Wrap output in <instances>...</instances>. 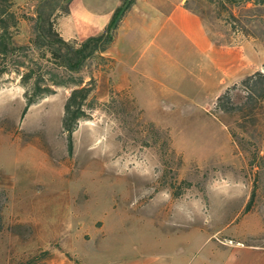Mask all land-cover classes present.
Returning a JSON list of instances; mask_svg holds the SVG:
<instances>
[{"label":"rangeland","instance_id":"rangeland-1","mask_svg":"<svg viewBox=\"0 0 264 264\" xmlns=\"http://www.w3.org/2000/svg\"><path fill=\"white\" fill-rule=\"evenodd\" d=\"M33 5L13 1L21 14ZM191 6L240 54L233 71L202 82L175 64L119 91L96 57L72 151L62 129L71 88L24 113L20 78L0 80V264H264V100L241 85L264 75V4ZM31 28L21 23L18 43Z\"/></svg>","mask_w":264,"mask_h":264},{"label":"crops","instance_id":"crops-1","mask_svg":"<svg viewBox=\"0 0 264 264\" xmlns=\"http://www.w3.org/2000/svg\"><path fill=\"white\" fill-rule=\"evenodd\" d=\"M122 1L70 0L68 13L58 16L57 30L64 40L78 44L98 37L105 33ZM188 1H133L114 41L101 53L103 61L110 62L108 75L118 84L119 91L127 82L165 74L169 72L168 66L175 64L187 66L192 80L202 82L213 70L233 71L240 54L223 49L208 21ZM127 264H157V261L137 259Z\"/></svg>","mask_w":264,"mask_h":264},{"label":"trees","instance_id":"trees-1","mask_svg":"<svg viewBox=\"0 0 264 264\" xmlns=\"http://www.w3.org/2000/svg\"><path fill=\"white\" fill-rule=\"evenodd\" d=\"M13 1L0 0V80L8 74H16L20 78L25 88L24 113L40 100L55 94L57 88H71L64 105L62 129L67 134L72 151L73 134L79 122L87 118L88 101L96 85L94 76L86 82L85 71H90L89 67H92L96 57L103 60L101 53L106 52L114 41L118 26L134 0L122 1L104 34L80 44L64 40L57 30L58 16L68 13L70 0H33L31 15L16 12ZM212 1H219L222 5L225 1L236 3V0ZM254 1L264 4V0ZM188 4L191 5V0ZM195 11L202 16L199 9ZM23 21L30 23L32 28L28 42L20 44L16 37ZM241 85L248 90L249 97L255 98L257 102L264 100L263 74L249 76ZM229 95L230 91H227L216 101L218 109L224 113L232 111L228 106L229 103L232 105ZM230 133L234 143L242 147L237 135L232 130ZM254 195L255 189L246 206L247 212L252 209Z\"/></svg>","mask_w":264,"mask_h":264}]
</instances>
